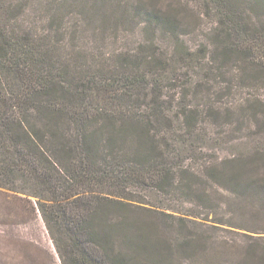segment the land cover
<instances>
[{
  "label": "trees",
  "instance_id": "obj_1",
  "mask_svg": "<svg viewBox=\"0 0 264 264\" xmlns=\"http://www.w3.org/2000/svg\"><path fill=\"white\" fill-rule=\"evenodd\" d=\"M70 1L83 23L92 16L79 6L98 13L102 3L112 30L140 19L149 43L107 56L68 43L72 81L49 36L6 24L0 189L34 200L61 264H264V239L252 235L264 233V0H203L217 16L207 63L227 73L237 62L246 97H202L207 81L163 97L162 79L202 67L206 48L189 51L182 38L202 13L188 21L169 3Z\"/></svg>",
  "mask_w": 264,
  "mask_h": 264
},
{
  "label": "rangeland",
  "instance_id": "obj_2",
  "mask_svg": "<svg viewBox=\"0 0 264 264\" xmlns=\"http://www.w3.org/2000/svg\"><path fill=\"white\" fill-rule=\"evenodd\" d=\"M137 1H132V4L137 3ZM145 1L147 4L151 2L150 5L161 9H166L168 3L174 7L180 5L184 12H188V21L202 13L200 24H194L182 35L189 51L202 45L203 54L206 48L204 58H202V67L195 68L191 77L189 73H186L187 78L173 79L171 77L169 80L168 77L162 79V83L165 85L161 90V93L164 94L163 97H167V93H177L179 90L185 93L192 92L198 83L202 84L204 81L208 83L206 82L203 87L202 85L199 87L202 97L248 96V88L240 85L234 79L237 62L234 61L227 68L229 70L227 73L215 67L214 63H207L206 58L211 55L215 45L207 40L205 32L209 33L215 29L214 22L217 19L215 10H204L203 0L202 3L200 0ZM71 2L70 0L64 3L60 0H0V30H3L7 24L13 28L16 34L31 33L49 36L51 55L56 62L68 65L70 75H74L72 81L79 79L80 69L73 56L69 54L71 50L66 47L68 43L79 48L87 47L85 51L88 53L95 49L99 53H106L105 56L114 51L132 52L137 49L139 44H144L146 38L149 43L147 37L149 34L147 35V32L141 29L140 19L134 18L132 25H122L112 30L109 27L111 23L108 24L109 19L106 18L105 20L101 14L103 9H108L110 5L102 3L98 13H94L88 5L79 6L85 15L89 13V17L92 16L91 22L83 23L80 20L83 17L80 13H72L75 7L71 6ZM179 14L184 16L183 13L179 12ZM120 17H125V11L121 13ZM188 21L185 20V23ZM76 30L77 32H74ZM56 39H61V41L56 43ZM52 40L56 46H52ZM156 41L160 43L159 39ZM162 43L164 46L167 45V51L171 53L174 46L173 41L163 38ZM171 65V63L167 64L166 68ZM209 66H211L212 72H209ZM183 71L181 68L178 74ZM190 78L193 79L192 83L188 82ZM185 81H187V87L181 86ZM36 84V79L33 78L28 85L29 91L33 90V86ZM262 90L259 92L262 93ZM263 95L261 94V96ZM64 97L72 96L67 93ZM85 97L88 96L85 95ZM34 207L35 202L32 198L0 189V264H61L41 215ZM252 235L264 239L263 232L252 233ZM227 236L231 237V234ZM196 264H202V261Z\"/></svg>",
  "mask_w": 264,
  "mask_h": 264
}]
</instances>
